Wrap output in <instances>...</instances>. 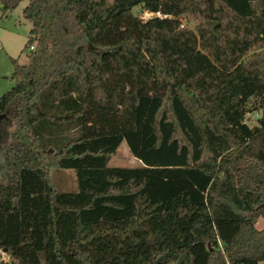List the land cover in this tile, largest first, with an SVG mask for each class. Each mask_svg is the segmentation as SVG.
Instances as JSON below:
<instances>
[{
	"label": "trees",
	"instance_id": "1",
	"mask_svg": "<svg viewBox=\"0 0 264 264\" xmlns=\"http://www.w3.org/2000/svg\"><path fill=\"white\" fill-rule=\"evenodd\" d=\"M21 15L0 264H264V0H26ZM120 140L137 164H107Z\"/></svg>",
	"mask_w": 264,
	"mask_h": 264
},
{
	"label": "rangeland",
	"instance_id": "2",
	"mask_svg": "<svg viewBox=\"0 0 264 264\" xmlns=\"http://www.w3.org/2000/svg\"><path fill=\"white\" fill-rule=\"evenodd\" d=\"M106 1L110 2V0ZM25 3L26 0H19L13 8L6 10L4 13L0 11V94L7 90L12 84L10 78L12 70L10 57H15L16 61L19 63L27 62L25 55L27 47H24V42L30 24L29 21L21 15V8ZM132 12L143 19L154 14L153 12L144 10L141 4L134 5L132 7ZM179 22L182 24L181 26L187 27H192L194 23L193 19L188 15L180 16ZM30 45L31 47L29 48H32L34 42ZM251 102L252 98H249L246 103L249 110L246 111L244 115L245 117L250 115L249 117L254 118L253 114L255 112H253L254 108H251ZM137 163L138 160L129 152L123 140H120L114 152L107 158V164L133 165ZM50 177L56 189H76L74 174L71 168H52L50 170ZM254 226L256 228H264V217L258 216L254 221ZM0 260L12 261V258L6 251L0 248Z\"/></svg>",
	"mask_w": 264,
	"mask_h": 264
},
{
	"label": "water",
	"instance_id": "3",
	"mask_svg": "<svg viewBox=\"0 0 264 264\" xmlns=\"http://www.w3.org/2000/svg\"><path fill=\"white\" fill-rule=\"evenodd\" d=\"M216 21H211L210 23V30H211V33L212 34H215V31H214V25H215ZM5 116L3 114H0V120L3 119ZM2 250L5 251V248H2Z\"/></svg>",
	"mask_w": 264,
	"mask_h": 264
},
{
	"label": "built area",
	"instance_id": "4",
	"mask_svg": "<svg viewBox=\"0 0 264 264\" xmlns=\"http://www.w3.org/2000/svg\"><path fill=\"white\" fill-rule=\"evenodd\" d=\"M179 25L181 26L182 24H181V23H179ZM29 47H31V45H29ZM253 112H255V113L253 114V117H256V116H258V112H257L256 110H253Z\"/></svg>",
	"mask_w": 264,
	"mask_h": 264
}]
</instances>
